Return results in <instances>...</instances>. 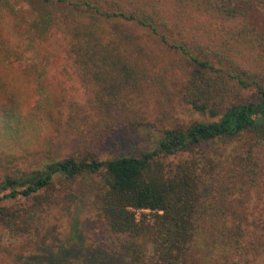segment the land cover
Returning a JSON list of instances; mask_svg holds the SVG:
<instances>
[{
    "label": "trees",
    "instance_id": "16d2710c",
    "mask_svg": "<svg viewBox=\"0 0 264 264\" xmlns=\"http://www.w3.org/2000/svg\"><path fill=\"white\" fill-rule=\"evenodd\" d=\"M253 9L264 14V0H0V232L32 254L50 232L31 217L63 214L76 180L96 175L109 241H62L26 260L264 264V33ZM175 105L210 121L181 125ZM156 106V122L176 125L139 157L53 158L63 133L83 147L121 125L155 127ZM177 153L188 156L161 161Z\"/></svg>",
    "mask_w": 264,
    "mask_h": 264
},
{
    "label": "rangeland",
    "instance_id": "374dc122",
    "mask_svg": "<svg viewBox=\"0 0 264 264\" xmlns=\"http://www.w3.org/2000/svg\"><path fill=\"white\" fill-rule=\"evenodd\" d=\"M250 20L260 32L264 33V14L253 9L250 14ZM70 92L73 91L70 90ZM75 93L81 98L80 90ZM166 109L168 114L181 125H188L194 121H210L208 117L194 112L186 105H175L173 109ZM166 109L162 110V113ZM159 112L160 108L158 109L156 106L155 111L149 119V121L154 123L155 127L133 128L121 125L119 129L106 135L97 144H88L82 147L78 137L63 133L59 139L53 158L61 159L71 155L75 158H88V155L92 153L98 161L104 162L119 156L139 157L142 153L150 151L154 147L159 138L160 130L176 125L170 124V122L169 124L156 122V116L160 115ZM262 150L264 151V148ZM187 156L186 153H177L173 156L161 158V161L163 164L176 163ZM28 166L29 164H17L11 168V171L19 173L27 172L30 168ZM100 181V176H80L72 186L71 193L68 195L65 205L61 209L63 214L58 215L55 212H45L31 217L33 227L41 235H44L47 231L50 232V235L41 241L32 254L21 253L20 245L23 244V239H15L4 230H1L0 264H31L26 258L31 255L42 257L47 249L54 250L57 244L62 241L68 244L67 247L77 245L76 249L81 243L84 248H94L98 242L103 243V245L109 244L104 234L100 233L98 223L96 222L98 220L96 209L93 203V193L100 186ZM12 203L15 204L16 201ZM2 204H5V202ZM39 264L44 263L41 262Z\"/></svg>",
    "mask_w": 264,
    "mask_h": 264
}]
</instances>
